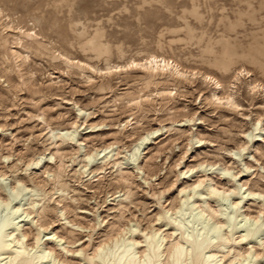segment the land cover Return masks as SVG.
<instances>
[{"label": "rangeland", "instance_id": "374dc122", "mask_svg": "<svg viewBox=\"0 0 264 264\" xmlns=\"http://www.w3.org/2000/svg\"><path fill=\"white\" fill-rule=\"evenodd\" d=\"M27 31L46 52L22 46ZM61 54L101 70L155 54L186 77L96 73ZM206 76L240 106L214 103ZM16 185L1 215L32 231L27 244L57 233L64 264L118 235L151 255L154 231L161 264L185 233L212 239L220 264L238 250L264 264V0H0V198Z\"/></svg>", "mask_w": 264, "mask_h": 264}, {"label": "bare ground", "instance_id": "6f19581e", "mask_svg": "<svg viewBox=\"0 0 264 264\" xmlns=\"http://www.w3.org/2000/svg\"><path fill=\"white\" fill-rule=\"evenodd\" d=\"M29 32L31 31H27V33H25L24 36L28 39H32V42L29 43L28 45L24 44L22 46L24 47L26 46L28 48L32 47L37 52L39 51L46 52V47L40 46L37 40L39 39L38 38L39 33H36V32L29 33ZM16 54L18 57L21 58L23 63L26 62V60L29 57L28 53L23 55L21 52H16ZM61 56L64 58L66 62L76 63L81 66L90 68L91 70L96 71V73H102V74H107V75L113 72H119L126 68L134 67V68H139L145 71H149L150 73L154 71L169 70V72H171V74L173 75H176L178 77H186V75L184 74L185 71L182 72L180 67L174 61L168 58H165L163 56L155 55V54H150L146 58H143L141 60L132 59L123 65L122 64L109 65L105 68V70H103L104 68L102 70L95 68L89 65L88 63H85L80 60L71 59L63 54H61ZM207 77L209 80L211 81L213 80L215 89H220L222 91L221 95H219L220 92L213 90V92L211 93L210 99L211 100L213 99L214 103L218 102L220 104L221 100L224 99L223 103L227 106H231V107L240 106V103L235 99L234 95L228 90L231 85L224 87L215 78L206 76V78ZM254 88H256V85L252 86V89ZM146 139L147 138L145 137L142 139V141ZM132 149L133 151L129 154L131 156L130 160L134 161L136 160L137 154L139 153L140 143L133 146ZM121 164L123 166V164H128V162L125 161ZM22 190H24V187L19 186V185L11 187L10 193L0 198V211H6L8 207L10 206V204L12 203V200L17 198L21 194ZM215 190L216 188L212 187L206 190V193L209 195V197H213L216 199L222 198V196H219V194L217 195L215 193ZM63 199H66V198H63ZM217 207H212L210 209V213H211L210 215H212V217L218 215L219 213L221 214L222 211ZM31 212L32 211H25L23 212L24 213L23 215H25V217H28ZM42 214H45V212L44 213L42 212ZM12 219L13 220L5 218L4 215H1L0 213V264H47L46 259L48 257L50 258L52 257V262H55L56 264H64L63 261L59 262V260L56 259L54 256L56 253L55 247L59 245V242L62 239V238H58V236L56 235L57 233H45L39 238L40 232L37 230L33 234V237H32L33 242L27 244L26 242L32 231L28 229L26 230L21 229L22 225H19V222H21V220L14 222L16 221L14 220L15 218H12ZM220 221L217 220L216 224H218ZM12 224L15 225V229L13 231H17L16 234L15 232L7 231L9 226ZM40 226H42V224ZM156 235L157 233L154 231L153 236L150 235L146 237L149 240L148 248L150 249L151 255L145 251H143L142 253L139 252V254H137V252L132 251V246L138 245L140 241H135V240L127 241L123 237H121V235H118L117 237L114 236V238L110 240V243H103V244L100 243L101 245L99 244L98 246H95L96 249L93 252V258L86 261L85 264H161L160 258L162 256V253H164L163 252L164 250L162 248L164 246L163 243L165 242V237L162 236L160 238H156ZM225 239H227V237H225ZM39 242L41 243L39 244ZM212 242H213L212 239L208 241H203L202 238L194 239L192 235H190L189 233H185V236H182L181 240L176 239L175 241L171 242L168 247H166L165 253L169 261V263H166V264H220L221 260L224 258V254L222 256H217L216 253H214V251L212 250L205 251L212 245ZM214 247L218 248L219 244L214 245ZM234 255H233L234 260H232L231 262L240 264L243 261H247L248 256L242 255L239 250H238V253ZM256 264H259V263H256Z\"/></svg>", "mask_w": 264, "mask_h": 264}]
</instances>
